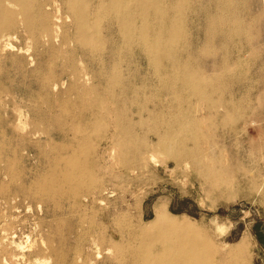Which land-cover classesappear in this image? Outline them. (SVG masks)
I'll list each match as a JSON object with an SVG mask.
<instances>
[{
    "label": "bare ground",
    "instance_id": "obj_1",
    "mask_svg": "<svg viewBox=\"0 0 264 264\" xmlns=\"http://www.w3.org/2000/svg\"><path fill=\"white\" fill-rule=\"evenodd\" d=\"M196 6L206 15L204 40L193 53L186 21L196 15ZM260 16L264 22V0H0V179L12 183L26 179L30 195L40 204L50 200L59 208L58 201L71 198L93 208L94 196L109 194V182L102 184L92 170L98 159L92 158V137L109 117L116 136L111 142L127 171L142 166L141 150L147 149L146 139L135 130L160 129L154 133V150L177 165H189L209 187L218 188L225 182L219 177L229 170L205 163L197 124L187 108L181 112V101L196 98L220 105L223 112L217 124L236 129L243 117L235 114L241 103L237 108L225 94L230 82L248 81L250 70L243 66L241 48L249 47L247 60L262 51L257 45ZM234 53L235 58L228 57ZM136 54L146 62L144 75L140 67L131 70V61L122 68L123 60ZM202 60L214 62L217 71L202 73L198 66ZM92 61L97 70L81 68ZM10 74L21 76L24 84L14 86L16 79L5 77ZM26 81L35 93L24 105L25 113L15 118L7 97L11 90H24ZM146 91L165 93L178 105L140 98ZM131 101L139 104L128 112L124 107ZM21 119L30 126L24 136L18 133ZM33 138L41 172L27 175L20 168L19 154L24 159L28 148L21 146L22 141L30 143ZM190 141L193 147L188 146ZM7 192L1 181L0 195ZM153 215L146 225L136 216H126L134 221L129 235L117 231L109 236L90 219L91 229L78 234L83 244L79 264H109L110 253L118 264H245L242 244L226 253L217 238L184 217L170 215L163 204ZM102 253L105 258L96 262Z\"/></svg>",
    "mask_w": 264,
    "mask_h": 264
},
{
    "label": "rangeland",
    "instance_id": "obj_2",
    "mask_svg": "<svg viewBox=\"0 0 264 264\" xmlns=\"http://www.w3.org/2000/svg\"><path fill=\"white\" fill-rule=\"evenodd\" d=\"M196 8L193 19L189 17L186 21L187 30L192 35L189 44L193 53L199 52L204 40L203 17L206 15L204 8ZM259 30L257 45L263 48L258 51L257 58L247 60L249 47L241 48L243 66L246 68L248 65L250 70V74L246 75L248 81L230 82L225 94L226 99L232 97L237 108L241 103V109L235 114H243V117L236 129L219 127L216 118L223 112L220 105L212 106L196 98L181 101V112L184 113L187 108L197 124L198 145L205 163L215 170H229V174L219 177L220 181H225L224 184L213 189L189 165H177L157 149L155 151L154 133L160 129L151 132L145 127L135 130L138 137L146 139L147 149L141 150L142 166L135 171H127L119 163L118 150L113 148V137L116 136L107 117L104 129L92 137L93 160L96 161L98 156L96 167L92 170L95 176L100 177L102 184L109 182V194L94 196L97 203L93 208L87 207V201L74 202L71 198L58 201L59 208L50 200L40 204L38 199L30 195L27 188L29 181L26 179L17 183H12L9 178L0 179L9 189L5 195H0V264H79V251L83 244L78 234L89 227L91 229L90 219L102 225V229L106 228L109 236L117 231L129 235L134 231L133 220L130 223L126 216H136L141 225H146L153 219L155 207L162 204L170 215L178 219L184 217L200 225L211 237L217 238L226 253L231 247L242 244L247 256L245 264H264V22L261 16ZM233 55L229 54L228 57L235 58V53ZM130 61L133 66L131 70L140 67L142 75L148 72L146 62L139 54L126 57L122 68L125 69ZM84 65L90 70H97L94 61L84 62L81 68ZM198 66L202 73L217 71L216 64L211 60H202ZM5 77L16 79L14 86L25 82L19 75ZM250 79L252 82H249ZM25 86L24 90H11L7 97L12 103L8 110L12 109L15 118L25 113L24 105L29 103L35 93L28 81ZM139 96H148L153 100L157 98L155 103L160 99L164 106L167 103L174 107L178 105L165 93L146 91ZM2 97L4 99L6 94ZM214 101H217V97ZM137 104L139 102L131 101L124 108L131 112ZM73 107L75 105L72 103ZM148 107L151 109L152 105ZM251 119L255 124H251ZM21 122L18 133L24 136L23 132L30 126L23 124V119ZM46 130H49L48 126ZM67 135L72 136V133L68 132ZM35 139H31L30 143L19 141L23 142L22 147L28 148L24 159L19 154L20 168L27 175L41 172V162L34 147ZM193 145L192 141L188 144L189 147ZM19 184L24 187H17ZM90 255L92 258L93 254ZM110 255L109 264H118L116 256ZM103 258L104 253L102 259L96 262Z\"/></svg>",
    "mask_w": 264,
    "mask_h": 264
}]
</instances>
